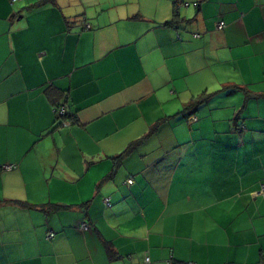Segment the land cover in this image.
Masks as SVG:
<instances>
[{
  "label": "crops",
  "instance_id": "0c3cea01",
  "mask_svg": "<svg viewBox=\"0 0 264 264\" xmlns=\"http://www.w3.org/2000/svg\"><path fill=\"white\" fill-rule=\"evenodd\" d=\"M38 1L0 0V264H264V0Z\"/></svg>",
  "mask_w": 264,
  "mask_h": 264
},
{
  "label": "trees",
  "instance_id": "16d2710c",
  "mask_svg": "<svg viewBox=\"0 0 264 264\" xmlns=\"http://www.w3.org/2000/svg\"><path fill=\"white\" fill-rule=\"evenodd\" d=\"M54 2V0H40V1H38L35 5H34V7H39V6H43V5H46V4H52ZM220 22H222V21H220ZM182 23V19L180 18V16H179V13H178V11H177V9L176 8H174V9H172V14H171V18H170V20L168 21V22H165L164 24H163V26L164 27H167V28H172V29H177L179 26H180V24ZM224 24V23H223ZM86 26V25H85ZM85 26H84V30H88V29H90V27L88 28V29H86L85 28ZM210 96V94L209 95H205V94H202V95H200L199 97H197L196 99H194L193 101H191L188 105H186L184 108H183V111H182V113H186V112H192V111H194V110H196L200 105H202L206 100H207V98ZM64 96H61V98H60V100H58V101H56L54 104H53V106H54V108L55 107H58L59 105H66V109H67V111H68V113L70 114V115H72L71 113H70V111L68 110V108H67V98H63ZM70 117L68 116V115H66V116H64V117H58L57 115H55V119H56V123H57V128H60V127H62V125H61V123L63 122V121H65V120H70V124H72L74 121H75V118L73 117L72 119H69ZM141 141H142V139H140V140H137V141H135V142H133V143H131L121 154H119V155H117V156H115L114 158H113V162H114V165L117 167L118 165H121L123 162H124V160H125V158L135 149V147L139 144V143H141ZM128 181V180H127ZM127 181H126V183H127ZM132 181V180H131ZM128 184V183H127ZM130 184H132V182L130 183ZM262 185V184H261ZM260 185V186H261ZM260 188V187H259ZM259 190V189H258ZM107 201V202H106ZM105 205L106 206H109V202H108V200H105ZM105 245V247H106V252H107V254H108V256H109V258L111 259V258H113V251L111 250V248H110V246H109V244H107V243H105L104 244Z\"/></svg>",
  "mask_w": 264,
  "mask_h": 264
},
{
  "label": "built area",
  "instance_id": "2783aa9c",
  "mask_svg": "<svg viewBox=\"0 0 264 264\" xmlns=\"http://www.w3.org/2000/svg\"><path fill=\"white\" fill-rule=\"evenodd\" d=\"M86 29L89 28L88 25L85 26ZM224 28V24L223 22H218L216 29L217 30H222ZM54 115H57L58 117H64L66 115H68L70 118L72 119L73 116L70 115L66 109V105H59L58 107L54 108ZM62 127H68L70 125V120H65L61 123ZM15 167L12 165H4V166H0V173L1 172H9L12 171ZM132 181L128 180L127 183L130 184ZM256 196H260L264 198V184H262L259 188V190L255 193ZM107 202V201H106ZM80 229L85 230L87 229V226L85 224H81L80 225ZM54 236V234L52 232H49L47 234V239H51ZM145 262H148V258H145Z\"/></svg>",
  "mask_w": 264,
  "mask_h": 264
}]
</instances>
